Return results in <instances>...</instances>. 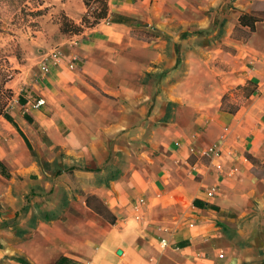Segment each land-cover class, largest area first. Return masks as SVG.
<instances>
[{
	"label": "crops",
	"instance_id": "0c3cea01",
	"mask_svg": "<svg viewBox=\"0 0 264 264\" xmlns=\"http://www.w3.org/2000/svg\"><path fill=\"white\" fill-rule=\"evenodd\" d=\"M110 2L153 34L105 20L74 34L7 110L23 136L0 116L16 142L1 195L51 169L72 182L50 220L0 227V263L264 264V0Z\"/></svg>",
	"mask_w": 264,
	"mask_h": 264
},
{
	"label": "rangeland",
	"instance_id": "374dc122",
	"mask_svg": "<svg viewBox=\"0 0 264 264\" xmlns=\"http://www.w3.org/2000/svg\"><path fill=\"white\" fill-rule=\"evenodd\" d=\"M39 1L0 0V106L5 111L9 109L13 99H17V96L23 93L26 85L24 81L30 77V74H34L32 72L34 67L40 65L45 58H53L56 49L67 43L68 38L74 35L63 34L55 23L60 19V11L63 10L76 24H80L81 16L86 11L83 0H45L43 4H38ZM132 1H135L134 8L146 11L161 10L167 3V0ZM110 3L111 7H114L116 0H111ZM39 9L41 12H36ZM91 28L83 27L78 34L84 31L80 37H85L90 33ZM212 28L213 26L209 30ZM11 146H16L13 136L7 127L0 126V152L5 155ZM32 159L35 160L34 157ZM51 171L50 179L48 180L49 177L43 179L48 181V184L37 183L21 199H17V196L11 192L1 195L7 191L9 183L7 178L3 176L0 178L1 228L6 229L7 224H11L12 221L35 224L42 218L50 220L56 204L66 205L65 186L71 187L72 182L69 180L64 181V184L56 183V169ZM44 212L49 215L44 217ZM28 215L31 218H28ZM3 259L4 262L0 264H6V254Z\"/></svg>",
	"mask_w": 264,
	"mask_h": 264
},
{
	"label": "trees",
	"instance_id": "16d2710c",
	"mask_svg": "<svg viewBox=\"0 0 264 264\" xmlns=\"http://www.w3.org/2000/svg\"><path fill=\"white\" fill-rule=\"evenodd\" d=\"M108 1L109 0H83L86 7V11L81 16L80 24H76L63 10L60 11V16H59L60 19L58 21H55V23L58 24L59 29L63 34H78L82 31L83 27H93L102 20H105L110 24L126 27L130 29V32L134 36L141 37L144 34H145L144 36L153 34L154 31L146 29L145 28L146 25L143 24V22L140 19L117 11H110ZM44 2L45 0H40L38 4H43ZM36 12H41V10L39 9ZM6 90L10 91L9 89ZM17 100L22 104L25 102V99L22 98L20 94L17 96ZM0 116H3L6 120H8L22 135V132L17 127L12 116H10L9 113L5 111L2 106H0ZM24 117L29 122L33 121V119L26 112H24ZM24 140L28 148L32 150L30 143L25 137ZM73 168L74 166H69L67 167L66 171L70 172V170H72ZM83 169L89 170L87 167H84ZM60 173H61V169H58L56 171V174H60ZM0 175L5 178L10 177L8 168L4 164V162H2V160H0ZM86 204L87 206H90L93 210L99 213H101L102 209H104V205L102 204V202L98 201V199L94 196L87 197ZM20 262L23 264H29L24 259H20ZM77 262L78 261L68 256L61 255L53 262V264H76Z\"/></svg>",
	"mask_w": 264,
	"mask_h": 264
},
{
	"label": "built area",
	"instance_id": "2783aa9c",
	"mask_svg": "<svg viewBox=\"0 0 264 264\" xmlns=\"http://www.w3.org/2000/svg\"><path fill=\"white\" fill-rule=\"evenodd\" d=\"M43 103H44V99L42 97H38L36 99L35 105L36 106H40ZM220 152H221L220 148L216 144H213V145H211V146H209L208 148L205 149L204 154H206V155H208V154L218 155V154H220ZM209 194L212 195L211 192ZM140 201H142V199H140ZM161 244L163 246H165V242L164 241H162Z\"/></svg>",
	"mask_w": 264,
	"mask_h": 264
}]
</instances>
